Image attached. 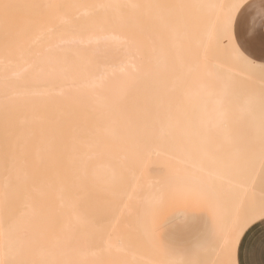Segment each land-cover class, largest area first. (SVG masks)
I'll list each match as a JSON object with an SVG mask.
<instances>
[{"label": "snow or ice", "instance_id": "6c2138e0", "mask_svg": "<svg viewBox=\"0 0 264 264\" xmlns=\"http://www.w3.org/2000/svg\"><path fill=\"white\" fill-rule=\"evenodd\" d=\"M80 8L88 10L89 28L96 27L95 18L102 13L134 52L118 94L104 73L78 80L68 70L67 57L55 54L52 37L66 27H84L79 17L67 18L69 10ZM24 9L38 18L36 38L49 40L44 52L20 43L11 25L13 11ZM0 18V264H253L246 258L255 252L249 234L264 225V64L259 73L243 68L255 67L250 57L256 42L264 47V0H0ZM133 20L149 25V60L139 56L145 29L133 30ZM181 52L189 62L178 72L176 55ZM24 65L23 73L17 71ZM162 65L174 75L177 101L166 106L159 104L157 87ZM37 77L47 86L45 93L33 91ZM193 85L206 94L214 114L199 142L176 134L181 127L179 96ZM98 108L137 127L131 138L136 151L162 146L183 165L178 188H159L153 199L129 204L126 218L109 212L111 201H94L87 190L46 171L40 178L43 188L37 187L29 172L26 130H32V140L38 132L71 130L86 109ZM107 194L122 198V179ZM51 196L59 201L57 209L46 203ZM176 201L183 203L184 229L165 239L166 210ZM198 217L204 223L193 233ZM259 246L264 251V234Z\"/></svg>", "mask_w": 264, "mask_h": 264}, {"label": "bare ground", "instance_id": "6f19581e", "mask_svg": "<svg viewBox=\"0 0 264 264\" xmlns=\"http://www.w3.org/2000/svg\"><path fill=\"white\" fill-rule=\"evenodd\" d=\"M11 3H47L50 0H7ZM62 3H102L105 0H57ZM144 2H190V0H144ZM84 8L69 10L68 19L80 18L84 26L81 30L66 27L63 32L51 38V44L56 49V55L68 59V70L78 80H87L91 75L102 72L113 82V94L120 90L123 73L129 66L134 52L119 40L114 34L113 25L105 22L102 13L95 18V28H89L90 23ZM11 25L19 34L20 43L31 47L34 52L46 51L49 40H38V18L32 10H14L11 14ZM133 30L145 29L142 36L139 56L145 60L152 58L153 39L147 34L148 24L141 25L136 21L129 22ZM3 20L0 18V61L3 51ZM158 46L159 41L157 39ZM169 50L173 49L171 40H167ZM189 60L184 53L176 55L177 71H183ZM255 67H244V71L259 73L260 63L253 61ZM28 65L17 69L23 73ZM161 79L157 85L159 104L166 106L175 104L176 95L172 90L174 75L166 65L160 68ZM37 77L32 85L33 91L45 93L47 86ZM71 83V81H67ZM59 91V89H57ZM39 98V97H38ZM89 99L86 103H91ZM182 111L179 113L181 127L176 134L194 141L204 139L209 122L213 119L211 101L206 94L193 85L190 91L179 96ZM138 119H143L140 113ZM137 127L129 125L118 117L106 116L101 109L94 112L85 110L77 127L56 132L37 133L35 140L31 139L32 130L25 133V143L28 145V160L31 165L29 172L36 180L37 187L41 175L58 176L67 185L75 189H85L91 193L94 201H111L109 212L117 216L128 217V205H135L138 199L147 201L154 196L155 190L165 180L182 181L183 165L168 153L162 146L150 147L144 151H136L131 146V138L137 134ZM222 141L217 139L216 143ZM123 182V196L113 199L107 194L109 186H119ZM257 192L261 187L259 169L254 177ZM3 184V172L0 170V186ZM131 198V200L129 199ZM46 203L57 209L59 201L54 197H46ZM176 220H183L184 213L178 211ZM42 227H46L43 226Z\"/></svg>", "mask_w": 264, "mask_h": 264}, {"label": "rangeland", "instance_id": "374dc122", "mask_svg": "<svg viewBox=\"0 0 264 264\" xmlns=\"http://www.w3.org/2000/svg\"><path fill=\"white\" fill-rule=\"evenodd\" d=\"M250 58L252 60L264 63V47L261 46L259 41L256 42L253 55ZM181 182L182 181L165 179L157 189L159 188L176 189L180 186ZM156 190L154 196L156 194ZM154 196L153 197L151 196L148 200L153 199ZM178 211L184 213L183 203L180 201L174 202L166 210L167 222L165 224V230H164L165 239L170 238L174 233H179L184 229V218L183 220L180 221L176 220L175 218V214ZM203 223H204L203 217H198L197 221L191 225L192 232L195 233V231H197L199 228L203 226Z\"/></svg>", "mask_w": 264, "mask_h": 264}, {"label": "crops", "instance_id": "0c3cea01", "mask_svg": "<svg viewBox=\"0 0 264 264\" xmlns=\"http://www.w3.org/2000/svg\"><path fill=\"white\" fill-rule=\"evenodd\" d=\"M255 61V60H252ZM260 64H264L262 62L255 61ZM264 234V225L261 226H255L254 230L250 232L249 234V240H252L255 242V252L254 254H251L247 256L246 258L253 262V264H264V251L260 249L259 246V239L261 235ZM247 244V241H246ZM245 257L243 254L241 255V259H244Z\"/></svg>", "mask_w": 264, "mask_h": 264}]
</instances>
